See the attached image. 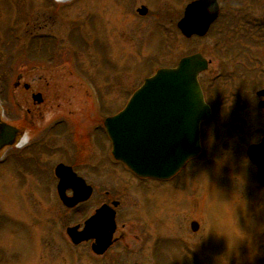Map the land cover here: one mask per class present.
<instances>
[{
    "label": "rangeland",
    "instance_id": "rangeland-1",
    "mask_svg": "<svg viewBox=\"0 0 264 264\" xmlns=\"http://www.w3.org/2000/svg\"><path fill=\"white\" fill-rule=\"evenodd\" d=\"M145 1L149 5L144 4V0H124L123 3L122 0H0V74L5 80V70L12 61L16 74L26 73L28 79L43 76L46 85V103L42 104L43 127L56 117H72L78 127L86 117L85 125L94 127L97 124L95 117L104 119L121 109L127 99V90L139 86L156 64L176 63L183 54L195 51L199 46L197 38H187L180 33L175 37L172 24L171 39L164 35L160 25L153 26L150 36H146L144 32L152 28L153 20L150 16L139 15L137 9L144 4L147 12L154 3ZM190 1L167 0L162 11L176 20ZM221 1L226 6H235L236 10L254 1L260 2ZM262 3L258 6L264 7V0ZM262 11L264 13V9ZM41 20L47 24L46 30L42 31L43 38L36 30V24ZM210 41L211 37L204 39L207 45ZM39 56L44 57L41 64L44 68L35 61ZM11 80L16 81V76ZM212 86L209 85V91L216 98ZM219 92L222 98L228 93L223 88ZM222 104L226 108L223 99ZM222 120L204 125L207 154L191 163L188 171L171 185L172 197L175 194L178 199L179 194L184 196L182 203L187 205L182 212L184 218L178 220L177 199L172 200L171 225L177 221L179 227H184L186 220L189 223L191 218L200 219L201 236L204 237L203 264H264L261 193L253 182L241 177L238 166L234 167L242 157L235 148L226 145V142L233 141L228 138L225 128L231 122L229 117ZM83 129L87 128L69 133L70 138L60 135L52 139L51 148L45 149L41 157V165L33 171L41 175L51 174L57 162L66 159V151H71L82 173L92 181L98 183L100 180L110 187L108 176L119 179L121 172L111 166H103L99 171L93 169L92 165L102 152L95 145L82 144L80 135ZM18 166L15 161L0 166V209L5 210V220L1 216L0 220L7 221V239L12 241L9 245L14 254L10 256V264H69L65 256L51 252L49 244L57 226L55 220L62 224L59 216V212L63 213L62 206L54 196L48 198V187L39 182V176L33 174L31 168L19 169ZM192 189L201 190L203 194L200 193L199 199L193 198L195 192ZM148 211H156L155 205H149ZM29 232L33 233L35 240V252L30 256L23 253V235L20 234L24 233L26 237ZM249 233L253 239L250 246L245 239ZM164 241L162 248L166 250L161 252V264H193L186 255L183 240L172 234ZM3 244L0 238V245ZM149 264L156 262L150 261Z\"/></svg>",
    "mask_w": 264,
    "mask_h": 264
},
{
    "label": "flooded vegetation",
    "instance_id": "flooded-vegetation-1",
    "mask_svg": "<svg viewBox=\"0 0 264 264\" xmlns=\"http://www.w3.org/2000/svg\"><path fill=\"white\" fill-rule=\"evenodd\" d=\"M166 1L149 0L154 6L145 13L141 12V7L137 9L139 15L152 17V28L144 32L146 36H150V29L155 25H160L165 31L164 35L169 39L172 38V25L175 26L173 35L175 37L180 35L177 23L188 3L175 20L162 11ZM218 1L219 15L211 24L207 34L192 37L199 40V46L190 53L185 51L186 53L184 52L185 54L179 58L198 52L207 59V69L200 73L199 80L206 101L211 106V115L210 119L203 121L201 125V153L189 160L181 171L171 178L138 176L122 161L115 159L111 155L112 142L104 126L106 117L104 119L95 117L97 124L92 128L85 125L86 117L82 119L80 127L76 126L72 117H56L48 126L43 127L41 123L45 117H43L42 104L46 103V85L43 84V76L36 75L31 80L26 73L16 74L12 61L5 70V80L7 78L10 80L5 81L3 74H0V166L15 161L19 169L31 168L32 173L39 176V182L48 187V198L50 195L54 196L62 206L60 207L63 213L59 212L62 224L55 220L57 226L53 229L49 244L52 247L51 252L65 256L69 264H149L150 261L161 264V252L166 250L162 248L164 239H170L172 234L185 242L186 255L193 260V264H203L204 256L201 250H203L204 237L201 236L200 219L191 218L189 223L186 220L184 227H179L177 221L171 225L172 200L177 199L175 203L180 210L177 213L178 220L184 218L182 212L184 207H187L182 203L184 196L179 194L178 199L175 194L172 197L171 185L177 182L191 163L201 160L207 154V133L204 125L214 120L223 121L225 117H229L231 122L230 126L225 127L229 133L227 137L233 139L226 142V145L228 143L231 148H235L242 157L234 167L238 166L241 177L253 182L260 191L261 209L264 212V184L258 178V164L248 153L251 145L262 144L261 156L264 164V13L262 11L264 7L258 6L263 4L262 0H260L262 4L254 1L244 5L245 7H238L237 10L240 12L245 10L240 13L235 6L229 7L221 0ZM144 4L149 5L145 0ZM144 4L142 9L145 7ZM46 28L47 24L42 20L36 24L37 32H41L40 38H43L42 31ZM210 37L211 43L207 45L204 39ZM36 61H39V65L44 68V65H41L42 58ZM177 62H167L166 66H175ZM205 74L211 76L206 75V80ZM13 76H16L14 82L11 80ZM207 81L213 85L214 96L217 99L212 97L209 91L210 84ZM221 88L228 92L225 98L221 97L219 92ZM135 90L134 87L127 90V98ZM222 99L226 108H223ZM39 115L42 117H38ZM83 127L87 129H83V134L80 135L82 144L90 143L102 152L97 161L95 160L96 163L92 165L93 169L99 171L103 166H111L121 172L119 179L108 176L110 187L103 185L100 180L98 183L92 181L89 176L82 173L79 162H75V156L73 157L71 151H66V159L59 160L51 174L41 175L33 171L38 170L37 167L41 165V157L45 149L51 148L52 139L59 138L60 135L70 138L69 133L80 132ZM59 163L72 166L77 177L82 178L75 183L80 185H75L71 181L61 189L63 177L55 172ZM262 175L264 177V168ZM95 177L100 179L98 175ZM105 178L107 179L106 176ZM75 186L86 191L88 196L74 206H68L62 197H75L78 193ZM191 191L195 192L193 198H200L202 193L200 189ZM149 205H155L156 211H148ZM4 214L5 210L0 216L5 220ZM193 222H197V226L193 225ZM6 223L7 221L0 220V238L4 241V244L0 245V264H10V256L14 254L9 245L12 241L7 239ZM260 228L263 226L261 225ZM17 232L19 233L20 230ZM20 234L23 235V239L17 238L23 245V253L27 252L30 256L35 252L33 233L29 232V236L26 237L24 233ZM199 235L201 237L196 239ZM247 235L248 238L245 239L250 246L253 239L250 233Z\"/></svg>",
    "mask_w": 264,
    "mask_h": 264
},
{
    "label": "water",
    "instance_id": "water-1",
    "mask_svg": "<svg viewBox=\"0 0 264 264\" xmlns=\"http://www.w3.org/2000/svg\"><path fill=\"white\" fill-rule=\"evenodd\" d=\"M218 10L217 0L191 2L179 27L186 36L204 35ZM199 57L194 54L182 58L176 68L159 69L133 94L124 110L106 119L114 156L135 173L171 177L188 159L199 154L200 123L207 118L209 110L198 83L199 72L206 68ZM249 154L258 163L259 179L264 183L261 145L251 146ZM57 173L72 177L62 179L61 189L68 181L75 184L82 180L64 164L58 166ZM75 189L78 193L74 198H64L67 204L87 198L86 191L76 186Z\"/></svg>",
    "mask_w": 264,
    "mask_h": 264
},
{
    "label": "bare ground",
    "instance_id": "bare-ground-1",
    "mask_svg": "<svg viewBox=\"0 0 264 264\" xmlns=\"http://www.w3.org/2000/svg\"><path fill=\"white\" fill-rule=\"evenodd\" d=\"M57 1H60V2H62V1H63V2H64V1H67V0H57Z\"/></svg>",
    "mask_w": 264,
    "mask_h": 264
},
{
    "label": "clouds",
    "instance_id": "clouds-1",
    "mask_svg": "<svg viewBox=\"0 0 264 264\" xmlns=\"http://www.w3.org/2000/svg\"><path fill=\"white\" fill-rule=\"evenodd\" d=\"M212 9L210 8L209 11H211Z\"/></svg>",
    "mask_w": 264,
    "mask_h": 264
},
{
    "label": "trees",
    "instance_id": "trees-1",
    "mask_svg": "<svg viewBox=\"0 0 264 264\" xmlns=\"http://www.w3.org/2000/svg\"><path fill=\"white\" fill-rule=\"evenodd\" d=\"M36 56V55H35Z\"/></svg>",
    "mask_w": 264,
    "mask_h": 264
}]
</instances>
